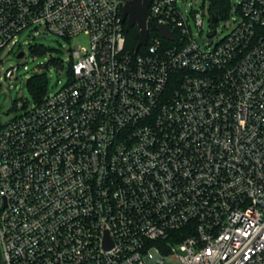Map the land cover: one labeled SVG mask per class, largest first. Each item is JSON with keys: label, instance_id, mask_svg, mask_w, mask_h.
<instances>
[{"label": "built area", "instance_id": "built-area-1", "mask_svg": "<svg viewBox=\"0 0 264 264\" xmlns=\"http://www.w3.org/2000/svg\"><path fill=\"white\" fill-rule=\"evenodd\" d=\"M128 1L0 0V51L31 26L87 38L68 84L0 125L3 264H264V0H230L206 49L211 0H152L136 55Z\"/></svg>", "mask_w": 264, "mask_h": 264}, {"label": "rangeland", "instance_id": "rangeland-1", "mask_svg": "<svg viewBox=\"0 0 264 264\" xmlns=\"http://www.w3.org/2000/svg\"><path fill=\"white\" fill-rule=\"evenodd\" d=\"M183 9L199 10L205 0H179ZM238 0H232V3ZM234 21V15L221 17L217 26V34L213 39L209 38L210 19L206 18L204 32L201 34L195 23L194 33L203 49L214 46L229 33ZM18 43L14 45V39L0 51V125L13 120L23 109L19 108L20 102H26L27 108L35 107L38 101L30 87L29 80L37 75L47 77V95L54 94L66 86L69 82V69L71 63L70 49L87 44L86 37L67 39L51 32H44L43 28L31 26L23 30L17 36ZM24 45L26 55L19 58L18 54ZM36 47H43L37 50ZM22 51V50H21ZM54 60L58 61L56 63ZM12 67H19L16 75L9 79L6 72Z\"/></svg>", "mask_w": 264, "mask_h": 264}, {"label": "water", "instance_id": "water-1", "mask_svg": "<svg viewBox=\"0 0 264 264\" xmlns=\"http://www.w3.org/2000/svg\"><path fill=\"white\" fill-rule=\"evenodd\" d=\"M152 0H129L123 11V21L126 22V31H129L133 26H137L140 31V40L136 46V52L147 44L150 34L149 29V8ZM213 22L217 21V16L214 14L212 17ZM153 27L162 35V37L174 40V34L167 27L159 24H153ZM214 32L212 36H214ZM24 52H21L18 57L23 58ZM0 264H3L2 253L0 249Z\"/></svg>", "mask_w": 264, "mask_h": 264}, {"label": "trees", "instance_id": "trees-1", "mask_svg": "<svg viewBox=\"0 0 264 264\" xmlns=\"http://www.w3.org/2000/svg\"><path fill=\"white\" fill-rule=\"evenodd\" d=\"M230 0H211V10L212 12L219 18L225 17L229 8H230ZM158 34V31L153 27L151 29V34ZM126 39H127V50L132 55H136V46L140 40V31L137 26H133L129 31H126ZM37 50H43V47H36ZM147 47H141L138 50V54H142L146 52ZM56 63L58 61L54 60ZM70 73V70H69ZM47 77L44 75H37L29 80L30 87L38 101V103L43 102L47 95Z\"/></svg>", "mask_w": 264, "mask_h": 264}]
</instances>
